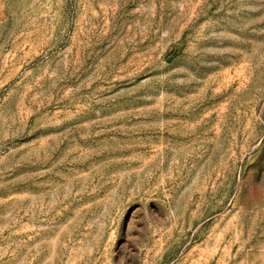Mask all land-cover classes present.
Listing matches in <instances>:
<instances>
[{
	"label": "rangeland",
	"instance_id": "374dc122",
	"mask_svg": "<svg viewBox=\"0 0 264 264\" xmlns=\"http://www.w3.org/2000/svg\"><path fill=\"white\" fill-rule=\"evenodd\" d=\"M0 264H264V0H0Z\"/></svg>",
	"mask_w": 264,
	"mask_h": 264
}]
</instances>
